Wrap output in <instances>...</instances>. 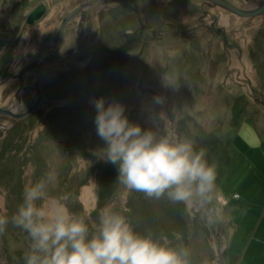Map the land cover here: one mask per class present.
<instances>
[{
    "label": "rangeland",
    "instance_id": "1",
    "mask_svg": "<svg viewBox=\"0 0 264 264\" xmlns=\"http://www.w3.org/2000/svg\"><path fill=\"white\" fill-rule=\"evenodd\" d=\"M63 1L70 2L0 0V73L4 72L0 105L12 106L18 91V82L6 81V76L21 72L35 59L24 57L43 34L58 32L68 10ZM230 1L241 4V0ZM180 11L179 22L185 28L199 23L200 9ZM211 15L217 21L209 28ZM107 22V16L99 18V25ZM206 23V29L199 27L189 36L153 43L147 58H131L112 67L100 62L99 68L89 71L90 58H85L71 77L48 78L41 107L14 128L0 129V216L10 218L24 186L55 170L58 183L50 199L62 200L76 215L84 205L85 219L90 228L96 227L99 212L90 211L97 204L98 175L108 162L98 158L106 145L96 133L93 101L104 97L106 104L122 103L130 121L145 129L163 111L164 126L176 137L192 141L194 149L203 150L204 159L215 166L217 199L209 206L210 213L178 205L177 210L168 208L170 213L159 220L171 243L187 249L188 264H264V15L244 18L214 8ZM221 25L223 34L217 31ZM141 79L149 84L140 88ZM34 83L29 75L28 84ZM153 83L160 96L151 91ZM23 96L24 109L32 96ZM163 96L165 102L154 103L155 97ZM205 140L217 144L221 158L207 156ZM131 193L119 188L105 206L132 221ZM235 193L241 198L228 201L227 196ZM134 221L138 232L146 227L147 233L153 232V225H147L151 221L140 215ZM29 244L27 234L9 223L0 233V257L7 264H24Z\"/></svg>",
    "mask_w": 264,
    "mask_h": 264
},
{
    "label": "clouds",
    "instance_id": "2",
    "mask_svg": "<svg viewBox=\"0 0 264 264\" xmlns=\"http://www.w3.org/2000/svg\"><path fill=\"white\" fill-rule=\"evenodd\" d=\"M154 103L162 104L163 97H155ZM93 105L96 133L106 145L98 158L117 166L116 182L148 199L167 198L187 210L212 211L209 206L217 199L216 168L204 159L203 150L194 149L192 141L177 138L164 126L163 111L145 129L130 121L119 101L106 104L100 97ZM57 183L58 173L49 170L24 186L10 218L0 216V233L11 223L29 238L24 264H188L186 248L174 246L167 235L141 234L111 206L99 210L98 223L90 228L83 215L72 213L60 199H50ZM173 235L180 238L178 233Z\"/></svg>",
    "mask_w": 264,
    "mask_h": 264
},
{
    "label": "flooded vegetation",
    "instance_id": "3",
    "mask_svg": "<svg viewBox=\"0 0 264 264\" xmlns=\"http://www.w3.org/2000/svg\"><path fill=\"white\" fill-rule=\"evenodd\" d=\"M93 1L70 0L68 3L63 1L65 2V10L67 7L68 10L62 16L60 28L65 19L71 14L72 16L66 23L59 42H57L56 38L60 28L54 35L43 34L39 42L35 43L34 47L32 46L33 51L24 57L35 58L28 64L38 60L42 64L64 60L65 63L57 68H51L48 72V77H52L51 81H61L74 75L77 72L78 63L84 61L85 58H90L87 65L88 71L91 67L99 68L100 62L105 67H112L115 64L126 63L131 58L136 60L147 58L149 47L155 42L162 43L168 37L189 36L202 26L206 29L208 27L206 19L210 16L211 9L220 8L228 11L208 0H105L101 3L95 15L96 23L92 26L90 11ZM228 1L234 4L232 1ZM260 2L261 0H241L240 5H234L251 9L259 5ZM195 8L200 9L202 12L198 18L199 23L193 27L185 28V24L179 22L181 17L180 10L184 9L191 12ZM228 12L233 14L230 11ZM104 15L108 17V22L104 25H99V18ZM210 20L212 23L209 24V28L216 25L217 17L211 15ZM222 28H224L222 25L217 28V31L221 34L224 31ZM225 41H227V38ZM77 44L78 46H76ZM6 54L7 52H4L1 57ZM68 58L75 61V70L69 77L61 79L62 74L68 73L72 67L70 60H67ZM119 58H126V60ZM38 69L39 67L28 70L23 74L22 79L18 76L20 72L6 76V81L14 79L18 82V91L12 106L4 107V105H0V107L14 110L17 113H22L28 109L35 99V83ZM29 75H33L35 78V83L32 85L28 84ZM3 76L4 72L0 73V79ZM2 81L3 79L0 80V83ZM140 84V88H142V85L149 84V81L141 79ZM154 85L155 83L149 85L150 89L154 88ZM31 90H33L32 93ZM24 93L26 97L32 96V103L28 107L27 104L23 109ZM0 119L13 122L9 118L0 117ZM0 124L3 123L0 122Z\"/></svg>",
    "mask_w": 264,
    "mask_h": 264
},
{
    "label": "trees",
    "instance_id": "4",
    "mask_svg": "<svg viewBox=\"0 0 264 264\" xmlns=\"http://www.w3.org/2000/svg\"><path fill=\"white\" fill-rule=\"evenodd\" d=\"M208 137H212L211 134L208 135ZM207 139V138H206ZM209 140V139H208ZM204 141V145H206L208 148L207 156L210 158L213 154V157L216 156V154L221 158V151H219L216 147V143H210L209 141ZM221 144V143H220ZM224 157V156H223ZM227 159L229 161V156H227ZM226 159V160H227ZM223 160V161H226ZM222 161V159H221ZM118 178V168L116 165L109 163L105 165L103 170L99 173L98 175V182H97V192H98V199H97V204L90 211L92 215L96 214L99 212V210L107 204V200L111 199V197L117 192V190L120 188H124L122 185H120L117 181ZM137 203H140L138 205ZM178 205H181L183 209L185 208V205L183 204H173L167 198H161L159 200L156 199H148L142 192H137V191H132L130 200H129V209H133V215L131 218L133 220L131 223L134 225L136 230L138 231V224L134 221L135 218H140L143 220L151 221L147 225L152 227L153 225V232H146L148 228L146 227L141 233L145 235H153L155 237H159L161 235H166V233H163V225L162 227L159 226V220L162 219L166 216L167 209L168 208H175L177 210ZM176 206V207H175ZM82 213L80 215L85 216V208L84 205L80 206ZM186 209V208H185ZM173 212V211H172ZM86 222L90 225V223L86 220ZM28 238V236H27Z\"/></svg>",
    "mask_w": 264,
    "mask_h": 264
},
{
    "label": "water",
    "instance_id": "5",
    "mask_svg": "<svg viewBox=\"0 0 264 264\" xmlns=\"http://www.w3.org/2000/svg\"><path fill=\"white\" fill-rule=\"evenodd\" d=\"M103 1H105V0H94L91 3L90 17H91L92 26H94L96 23L95 15H96L97 11L99 10V7ZM208 1H212L213 3H215V5H219L222 8L232 12L233 14L241 16V17H256V16H259L261 14H264V0H261L259 5H257L254 8H251V9H245V8L237 7L234 4H232L231 2H229L228 0H208ZM71 16H72V14L69 15L65 19L62 27L60 28L58 35H57V38H56L57 42H59L61 34L64 30V27H65L66 23L68 22V20L70 19ZM76 46H78V44ZM119 59L126 60V58H119ZM67 60L69 61L70 58H68ZM70 62L72 63V67L69 69L68 73L62 74V77H60L61 79H63V77H69L74 72L75 61L70 60ZM63 63H65L64 60H59L56 62H49V63L42 64L41 61L38 60L36 62H33L31 64L26 65L21 70V72L19 73L18 76H19V78L22 79L23 74L25 72H27L30 69L39 67L38 75H37L36 83H35V99H34V102L31 104V106L28 109H26L22 113H17L14 110L0 107V117L1 118H9V119L13 120V123H11L8 126L0 124V129H4V130L9 129L10 130V129L14 128L20 121L26 119L27 117L32 115L34 112H36L41 107V105L45 101V89H44V87L48 82V78H49L48 72L50 71L51 68H57L60 65H62ZM151 91L155 92V94L157 96H160L159 92L156 89L151 88ZM163 101L164 102L166 101L164 96H163ZM177 138H180V136L178 134H177ZM0 264H7L6 260L3 257H0Z\"/></svg>",
    "mask_w": 264,
    "mask_h": 264
},
{
    "label": "crops",
    "instance_id": "6",
    "mask_svg": "<svg viewBox=\"0 0 264 264\" xmlns=\"http://www.w3.org/2000/svg\"><path fill=\"white\" fill-rule=\"evenodd\" d=\"M238 194V197H235V195ZM241 198L240 194L239 193H235L233 195H228L227 196V200L228 201H233V200H239Z\"/></svg>",
    "mask_w": 264,
    "mask_h": 264
},
{
    "label": "built area",
    "instance_id": "7",
    "mask_svg": "<svg viewBox=\"0 0 264 264\" xmlns=\"http://www.w3.org/2000/svg\"><path fill=\"white\" fill-rule=\"evenodd\" d=\"M235 197H238V194H236Z\"/></svg>",
    "mask_w": 264,
    "mask_h": 264
}]
</instances>
